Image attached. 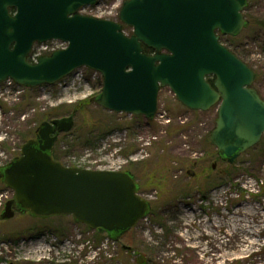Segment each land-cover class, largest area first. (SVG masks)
I'll return each mask as SVG.
<instances>
[{
	"label": "water",
	"instance_id": "1",
	"mask_svg": "<svg viewBox=\"0 0 264 264\" xmlns=\"http://www.w3.org/2000/svg\"><path fill=\"white\" fill-rule=\"evenodd\" d=\"M99 1L0 0V84L52 86L88 68L102 78L91 100L108 112L152 120L162 88L190 111L217 107L210 143L228 165L260 142L264 101L251 88L255 74L218 36L243 31L247 0H127L120 23L78 13ZM51 40L67 47L30 63L33 45ZM73 123V116L42 122L21 156L0 170V181L14 194L0 218L9 220L15 211L41 219L71 216L119 241L151 206L138 196L130 172L81 170L53 160L58 134Z\"/></svg>",
	"mask_w": 264,
	"mask_h": 264
},
{
	"label": "rangeland",
	"instance_id": "2",
	"mask_svg": "<svg viewBox=\"0 0 264 264\" xmlns=\"http://www.w3.org/2000/svg\"><path fill=\"white\" fill-rule=\"evenodd\" d=\"M124 1L100 0L83 14L118 21ZM247 1V28L220 40L253 70V88L264 100V0ZM73 80L69 90L42 86L17 94L14 88L1 95L0 89V105L9 111V151L0 154V164L18 156L42 122L73 116L72 130L58 135L54 160L69 168L130 172L151 213L117 242L71 216L0 218V264H137L140 255L158 264H264V135L237 159L231 176L219 178L227 164L210 143L217 107L191 112L163 89L160 117L147 121L90 100L101 91L99 74L83 68ZM12 197L0 183V215Z\"/></svg>",
	"mask_w": 264,
	"mask_h": 264
},
{
	"label": "flooded vegetation",
	"instance_id": "3",
	"mask_svg": "<svg viewBox=\"0 0 264 264\" xmlns=\"http://www.w3.org/2000/svg\"><path fill=\"white\" fill-rule=\"evenodd\" d=\"M9 116V111L6 109V106H4V108L0 105V154L1 153H8V146H9V142H5L7 140V136L9 135V125L6 123H4V119H7V117ZM22 125H19V130L20 127ZM8 158V154L6 155ZM19 156V155H18ZM17 157V156H16ZM15 156L12 158L14 159ZM12 159H10L9 161H7L6 163H1L0 164V170H2L7 164L8 162H10ZM1 183V182H0Z\"/></svg>",
	"mask_w": 264,
	"mask_h": 264
},
{
	"label": "trees",
	"instance_id": "4",
	"mask_svg": "<svg viewBox=\"0 0 264 264\" xmlns=\"http://www.w3.org/2000/svg\"><path fill=\"white\" fill-rule=\"evenodd\" d=\"M146 52H149L148 50H145ZM211 82V81H210ZM69 133V132H68ZM233 168H234V165H226V168L222 171H220L217 175L219 178H226L228 176H231L232 172H233ZM131 252V250L129 251ZM128 252V253H129ZM136 263L137 264H158V263H155L153 261H150V260H146L144 256H139L136 260Z\"/></svg>",
	"mask_w": 264,
	"mask_h": 264
},
{
	"label": "built area",
	"instance_id": "5",
	"mask_svg": "<svg viewBox=\"0 0 264 264\" xmlns=\"http://www.w3.org/2000/svg\"><path fill=\"white\" fill-rule=\"evenodd\" d=\"M39 55H40V52H36V53H34L33 58L35 59ZM7 85L10 87L11 86V83H7Z\"/></svg>",
	"mask_w": 264,
	"mask_h": 264
}]
</instances>
